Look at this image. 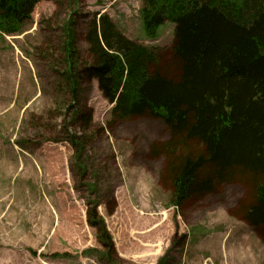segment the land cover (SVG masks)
<instances>
[{
    "label": "rangeland",
    "instance_id": "obj_1",
    "mask_svg": "<svg viewBox=\"0 0 264 264\" xmlns=\"http://www.w3.org/2000/svg\"><path fill=\"white\" fill-rule=\"evenodd\" d=\"M143 6L46 0L20 35L0 37V264H264L260 232L244 222L253 183L173 206L170 130L156 118L118 121L97 80L82 73L92 64L90 22L102 13L128 39L157 48L152 71L180 77L174 26L149 40ZM92 205L115 253L89 224Z\"/></svg>",
    "mask_w": 264,
    "mask_h": 264
},
{
    "label": "trees",
    "instance_id": "obj_2",
    "mask_svg": "<svg viewBox=\"0 0 264 264\" xmlns=\"http://www.w3.org/2000/svg\"><path fill=\"white\" fill-rule=\"evenodd\" d=\"M42 1L0 0V37L20 35ZM236 1L144 0L140 16L149 40L163 25L174 26L176 79L152 71L157 48L128 39L107 14L96 13L86 37L92 64L82 73L115 104L118 121L156 118L170 130L164 149L173 206L238 180L252 182L255 201L244 222L264 243V0ZM89 209L105 253H115L96 206Z\"/></svg>",
    "mask_w": 264,
    "mask_h": 264
},
{
    "label": "crops",
    "instance_id": "obj_3",
    "mask_svg": "<svg viewBox=\"0 0 264 264\" xmlns=\"http://www.w3.org/2000/svg\"><path fill=\"white\" fill-rule=\"evenodd\" d=\"M253 259L255 260L254 256H253Z\"/></svg>",
    "mask_w": 264,
    "mask_h": 264
}]
</instances>
